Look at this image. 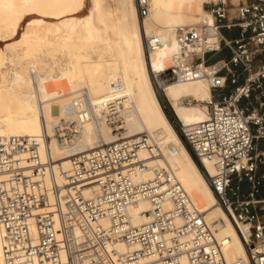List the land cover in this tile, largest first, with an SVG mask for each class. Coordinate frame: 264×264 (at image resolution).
<instances>
[{
	"label": "built area",
	"instance_id": "obj_1",
	"mask_svg": "<svg viewBox=\"0 0 264 264\" xmlns=\"http://www.w3.org/2000/svg\"><path fill=\"white\" fill-rule=\"evenodd\" d=\"M136 3L146 19L150 1ZM210 12L213 24L176 31L180 59L162 65L161 71L152 69V78L161 95L160 80L210 84L208 120L184 126L176 119L175 127L239 231L252 263L264 264V197H259L264 194V0L241 4L234 14L221 2ZM160 44L151 39L147 52ZM77 126L60 120L54 135L61 144L70 143ZM144 143L141 137L121 138L73 157L58 183L60 167L50 149L42 155L35 138L1 137L5 264H228L224 241L172 173L157 169L150 180L137 178L149 168L139 158ZM92 180H100V188L86 198L80 187ZM51 197L57 201L55 212L42 213L40 207ZM143 201L151 207L143 213L149 220L134 226L130 210Z\"/></svg>",
	"mask_w": 264,
	"mask_h": 264
},
{
	"label": "bare ground",
	"instance_id": "obj_2",
	"mask_svg": "<svg viewBox=\"0 0 264 264\" xmlns=\"http://www.w3.org/2000/svg\"><path fill=\"white\" fill-rule=\"evenodd\" d=\"M101 1L93 0L91 13L78 18L84 0H0V44H5L0 48V138L31 137L39 142L42 155L50 149L60 167L58 183L60 171H69L71 158L121 138H144L139 158L149 168L137 178L150 180L157 169L172 173L224 241L227 263L253 264L235 224L167 116L152 80V69L161 71L162 65L171 66L180 59L176 31L191 28L192 22L198 24L201 19L200 26L213 24L205 3L220 0H151L144 20L136 0H116L115 9L106 13L99 10ZM29 16L34 17L19 36ZM153 38L161 44L148 53L147 42ZM159 84L182 125L208 120L207 106L182 104L188 97L208 102L212 95L207 81L165 84L160 80ZM63 119L78 122V134L67 144H61L53 130ZM46 181L50 184L52 176ZM100 184V180L87 181L80 189L91 198ZM60 201L67 203L63 197ZM56 202L51 197L40 210L54 213ZM150 208L144 201L132 207L131 224L147 223L149 217L143 213ZM3 236L0 226V264H5Z\"/></svg>",
	"mask_w": 264,
	"mask_h": 264
},
{
	"label": "rangeland",
	"instance_id": "obj_3",
	"mask_svg": "<svg viewBox=\"0 0 264 264\" xmlns=\"http://www.w3.org/2000/svg\"><path fill=\"white\" fill-rule=\"evenodd\" d=\"M226 1V2H225ZM225 1H222L220 0L218 3H221V2H225L226 3V6L230 9V10H233V14H234V10L237 6L241 5V4H244L246 3L247 1L246 0H237V2H235L234 0H225ZM249 2V1H248ZM151 0H150V5H151ZM218 3H215L214 1L210 2V3H205V4H208V5H205V8L206 9L205 11L207 12H210V9H212V7H214V5L218 4ZM116 7V0H102L101 1V4H100V12L101 13H106L112 9H115ZM93 9V0H84V3L82 4V6L80 7V9L78 10L77 14H76V17L78 18H84L86 16H88L91 11ZM34 16H29V17H26L24 20H23V23H22V26L21 28L19 29V36L23 33L24 29L26 28L27 24L29 23V21L33 18ZM200 19V18H199ZM190 22V21H189ZM188 22V23H189ZM204 20H200V22L198 24H195L194 22H192L194 25L193 27H199L201 24H203ZM191 22L189 24H192ZM142 28H143V25H142V22L140 23ZM163 28V27H161ZM155 30V28H153ZM152 29V30H153ZM153 30V31H154ZM143 32H144V29H143ZM225 36L227 38H231V36L228 34V33H224ZM5 47V44L4 43H1L0 44V48H3ZM148 56V55H147ZM153 80V79H152ZM154 85V84H153ZM156 90V89H155ZM157 91V90H156ZM159 95V94H158ZM165 96V94H164ZM163 95H160L159 98L161 100V103L163 105V108L167 114V116L169 117V119L172 121V123L175 125V122H176V114L173 110V107L171 106V104L168 102V99L167 97L165 96L164 97ZM182 104L186 107H195V106H206L205 103H202V102H196V100H194L193 98L191 97H188V98H184L183 101H182ZM176 118H175V116ZM178 119V118H177ZM179 120V119H178ZM123 132V131H122Z\"/></svg>",
	"mask_w": 264,
	"mask_h": 264
},
{
	"label": "crops",
	"instance_id": "obj_4",
	"mask_svg": "<svg viewBox=\"0 0 264 264\" xmlns=\"http://www.w3.org/2000/svg\"><path fill=\"white\" fill-rule=\"evenodd\" d=\"M247 2L248 1H252V0H246ZM260 198H263L264 197V194H260V196H259Z\"/></svg>",
	"mask_w": 264,
	"mask_h": 264
}]
</instances>
